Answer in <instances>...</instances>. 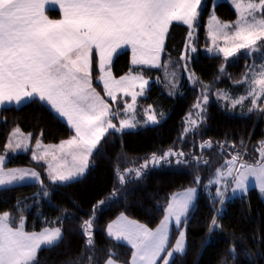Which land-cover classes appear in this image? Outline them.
Returning a JSON list of instances; mask_svg holds the SVG:
<instances>
[{"label": "snow or ice", "instance_id": "1", "mask_svg": "<svg viewBox=\"0 0 264 264\" xmlns=\"http://www.w3.org/2000/svg\"><path fill=\"white\" fill-rule=\"evenodd\" d=\"M237 12L234 22H221L214 14L210 17L209 36L213 47L208 52L222 54L224 60L243 54L249 58L259 57L258 68L253 63L243 78L237 83L246 84V96L232 100L233 107L244 99L251 98L252 111L258 108V101L264 98V0H232ZM57 5L61 18L50 19L46 15L47 5ZM202 0H0V106L16 105L39 101L50 105L59 117L65 118L75 135L62 141L56 148L66 156H71V166L53 168L49 165V179L53 183H70L83 175L89 167L90 157L100 149V142L110 130L123 132L133 129L139 123L135 116L120 119L119 126L113 123L118 112H113L95 88L92 87L91 69L93 54L98 56L99 68L104 75V91L113 102L117 100V92L131 95L132 103L125 105V112L132 110L138 95H143L149 81L143 74L112 77L111 70L105 72L113 55L118 49L130 47L132 64L147 67H164L160 57L164 51V43L170 25L180 22L190 29L188 36L200 15ZM224 40V46L217 43ZM188 45H186V48ZM191 51H196L195 47ZM186 59V57H181ZM187 71V64L184 65ZM224 72V67L219 69ZM169 81L172 89L177 87L176 74L171 73ZM193 83L202 85V100L198 98L193 105L197 119L190 112L185 123L184 132L194 131L203 121L201 115L206 111L210 85L203 84L195 73L189 74ZM219 79V77H217ZM138 86L139 92H129L130 88ZM173 92H169L172 95ZM218 98L231 99L223 91L217 92ZM145 110V124L159 123L154 111ZM264 112V108H259ZM164 113H160L162 118ZM31 133L25 135L17 127L11 132L6 150L15 152L18 149L27 150ZM36 148H41L39 138L35 141ZM241 141V147H243ZM203 152L212 147V141H204L200 145ZM219 147L224 149L225 145ZM233 149L236 145H230ZM260 159L248 163L239 150L231 154V159L216 169L215 178L209 184L220 185L226 178H231L233 193H244L248 190L250 179L264 193V141L261 142ZM49 152L41 155L33 152L34 160H42ZM185 153L169 149L162 155L153 153L139 168L117 170L121 184L126 182V175L134 172L138 178L149 167L159 165L162 161L170 163V157H176L177 164L188 163L183 157ZM55 158V156H53ZM197 168L207 165L209 161L203 156H192ZM27 180L38 182L44 196L49 192L40 178V174L30 169L6 168L5 156L0 155V186L19 184ZM194 183H200V176L194 177ZM196 187H188L181 192L172 194L165 206L164 216L160 225L149 229L144 225L129 221L121 214L118 220L107 226V233L116 242H125L131 246L129 261L120 262L115 257L117 253L109 249L107 259L103 264H175L174 257L186 251L185 232L179 231L174 244H170L169 230L174 224L177 230L187 224L188 214L196 198ZM115 195V193H113ZM219 203H224V191L216 189ZM19 203V202H18ZM101 205L104 201L99 202ZM94 207L93 213L97 210ZM19 219L10 212L0 213V264H40L38 253L50 251L63 240L60 227H45L39 232L26 231L22 209ZM220 210H217L219 214ZM94 216L81 225L83 234L87 237L86 249L88 264H99L94 257V241L92 238ZM220 227L216 217H213L209 232ZM230 253L235 256L233 246ZM72 264H83L82 258H77Z\"/></svg>", "mask_w": 264, "mask_h": 264}, {"label": "trees", "instance_id": "2", "mask_svg": "<svg viewBox=\"0 0 264 264\" xmlns=\"http://www.w3.org/2000/svg\"><path fill=\"white\" fill-rule=\"evenodd\" d=\"M215 0H208L200 14L197 32L192 44L196 51L190 54L187 63V76L181 65L189 39L186 26L172 24L165 38L162 64L167 68L158 70L136 69L151 81L144 98L139 100L138 114L151 106L156 112L159 123L134 132H110L101 140L99 151L90 157L85 176L66 184L50 183L45 175V167L34 163L29 154L11 157L6 168L27 167L36 170L49 192L41 198L40 184H27L0 189V213H12L17 221L22 209L25 230L39 232L45 227H60L63 232L62 242L52 250L40 251V264H72L82 258L88 264L86 249L87 237L81 225L94 216L92 238L94 257L99 264L107 259L109 249L118 255L120 262L129 261L132 250L124 244L111 240L107 235V226L123 214L128 220L155 230L164 216V206L168 198L188 187H196V199L190 209L187 224L181 225L185 232L186 251L174 257L175 264H264V198L255 189L240 198L224 201L220 207L216 196V186L209 184L215 178L216 169L231 159L237 150L243 153V159L253 163L260 159L255 148L264 141V107L260 100L258 108L249 111V103L243 106L229 105L228 101L217 97L218 91L226 92L231 100L246 92L243 84L237 83L252 65L251 58L243 54L224 60L222 56H206L202 48L208 46L206 21L210 11L224 23L237 19L235 10L226 2L213 5ZM51 19H59L58 11L46 12ZM224 67V72L219 69ZM93 87L103 95L96 83L98 73L95 60L92 62ZM112 74L115 78L125 76L131 70L130 53H120L112 62ZM175 72L177 87L172 89L167 77ZM195 73L205 85H210L209 99L201 115L203 121L194 131L184 132L188 114L197 119L193 107L198 98L202 100V85L193 83L189 74ZM219 77V79H217ZM156 81H160L157 84ZM173 92L169 95V92ZM123 103H122V102ZM128 99L120 98L115 103L117 118L121 119L124 104ZM160 113H164L160 117ZM116 118V122L118 119ZM32 135L44 145H58L69 139L73 133L52 111L39 101H30L20 107H8L0 110V155L5 152L8 136L14 128ZM212 141V147L201 151V143ZM243 141V147H241ZM224 144V149L219 147ZM236 145L233 149L230 145ZM169 149L184 152L188 163L177 164L176 157H170V163L151 164L140 177L135 173L126 175V182L121 184L117 170L139 168L153 153L162 155ZM203 156L207 165L197 168L192 156ZM254 157V158H253ZM200 176V183H194V177ZM115 193V195H113ZM104 201L101 205L99 202ZM19 202V203H18ZM97 207L93 213L94 207ZM217 210H220L219 216ZM213 217L220 227L209 232ZM178 233L173 231L170 244H174ZM235 246L233 256L230 249Z\"/></svg>", "mask_w": 264, "mask_h": 264}, {"label": "rangeland", "instance_id": "3", "mask_svg": "<svg viewBox=\"0 0 264 264\" xmlns=\"http://www.w3.org/2000/svg\"><path fill=\"white\" fill-rule=\"evenodd\" d=\"M207 1H208V0H202V4H201V8H200V14H201V11L203 10V8L206 6ZM220 2H226V3H228V4H229V5L235 10V7H234V5H233V3H232V0H215V1L213 2V5H216L217 3H220ZM47 9H58V10H59V8H58L57 5H51V4L46 6V10H47ZM235 12H236V10H235ZM213 14H214V12H213V10H211V11H210V14L208 15L207 21H206L205 29H206V33H207V38H208L209 44H208V46L202 48V54H203V55H206V56H222V57H223L222 54H218V53H216L215 51H213V52H211V53L207 51L208 48L213 47L212 39H211L210 36H209L210 17H211ZM236 14H237V12H236ZM214 15H215V14H214ZM60 18H61V17H60ZM60 18H59V19H60ZM199 18H200V15H199V17H198V20H197V22H196V25L194 26V30H192V37L189 38L188 41H187V44H186V45H188V47H187V48L185 47L184 54L182 55V57H186V59H181V62H182L181 65H182L183 67H184L185 63H187V62L189 61V59H190V54H193V53H194L193 51H191V48L194 47V45L192 44V39H193V35L197 32V29H196V28H197V25H198V22H199ZM53 20H57V19H53ZM172 24H179V25L186 26V27L188 28L187 25H184V24H182V23H180V22H175V21H174ZM188 29H189V28H188ZM189 30H190V29H189ZM217 43H218L219 46H221V47L224 46V40H223V39H219V40L217 41ZM124 51H129V53H130V67H131V70H130V71L128 72V74H126V75H129V74H131V75L141 74L140 72H137V71H136V69H138V68H140V67H142V68H146V69H152V70H158V69H161V68H162V67L157 68V67H147V66L133 65V64H132V53H131V49H130V47L125 46L124 48L118 49L117 52L113 55V57H112V61H111V64H110V65H106L105 72L108 70V68H110V70H111V65H112V62H113V60L115 59V57L118 56L120 53H122V52H124ZM161 56H162V53H161ZM232 58H233V57H232ZM93 59L95 60V68H96V71H97V73H98V78L96 79V83H97V84L100 86V88L102 89V91H103V95H102L101 93H99L98 90H97L96 88H95V90H96V92H98V93L100 94V96H101L106 102L109 103V105H110L112 111H113V112H118L115 103L118 101L119 98H120L121 100L128 99V102H127L128 104L132 103V97H131L130 94H129V95H125L123 92H117V93H116V95H117V100H116L115 102H113V101L111 100V98L108 97V96L106 95V93H105V91H104L103 81L100 79V77H101L102 75H104V73H102L101 70H100V68H99L98 56H96L95 52H94V54H93ZM229 59H230V58H229ZM251 60H252L253 63H255V65H256L257 68H258L259 64L261 63L260 58H259V57L251 58ZM160 62H161V64H162L161 57H160ZM253 63H252V65H253ZM92 72H93V70L91 69V79H92ZM184 73H185V75L187 76V73H188V72L185 71V68H184ZM111 74H112V70H111ZM126 75H125V76H126ZM112 77H114L113 74H112ZM114 78H115V77H114ZM144 78L147 79L145 76H144ZM115 79H119V78H115ZM171 79H172V77H167V82L169 83V81H170ZM147 80L149 81V83H148V85L146 86V88H145V90H144V94H143V95H138V96H137L136 103H135V105H134V112H133L132 110H128V112H125V111L123 110V112H121V114L123 115V117H122L121 119L129 118V117H131V116L134 115V116H135V119H136L139 123L137 124V127H136V128H133V129H125L123 132H134V131H136V130H138V129H141V128H144V127H147V126H155V125L158 124V123H157V124H152V123L145 124L144 122L147 120V116L145 115V111L143 112V116H142V117L138 114V109H139V107H138V103H139V100L145 97V95H146L148 89L150 88L151 81H150L149 79H147ZM93 83H94V80L92 79V87H93ZM156 83H157V84H160V81H156ZM169 84H170V83H169ZM243 85H244L245 88H246V92H245L244 95L239 96L238 98L243 97V96H246V94H247V88H248V86H247L246 84H243ZM93 88H94V87H93ZM139 91H140V89H139L138 86L129 89V92H130V93H131V92H139ZM238 98H237V99H238ZM36 100L39 101V99H36ZM224 100H225V101H228V102H229V105H231V106L233 105L232 102H231V101H232L231 99H228V100L224 99ZM233 100H235V99H233ZM261 100L264 101V98H262ZM259 101H260V100H259ZM259 101H258V103H259ZM39 102L42 103V104H44V105H47V104L44 103V102H41V101H39ZM121 102H122V101H121ZM27 103H28V102H27ZM122 103H123V102H122ZM247 103H249V108H252L251 98L244 99L242 103H240V104H236L235 106H243L244 104H247ZM24 104H26V103H24ZM24 104H22V105H24ZM22 105H20V106H22ZM125 105H126V103L124 104V109H125ZM262 105H264V104H262ZM12 106H14V107H16V108H17V107H20V106H16V105H6V106H0V110H1V108H8V107H12ZM47 106L51 109L50 105H47ZM262 108H264V107H262ZM148 109H149V108H148ZM254 109H257V108H254ZM51 111H52V112H53V113H54V114H55V115H56V116H57V117H58V118H59L64 124H66V126L70 129V131L73 133V135H75L74 130L71 129L70 126L68 125L67 120H66L65 118L59 117L58 114H56L53 110H51ZM150 111H154V110L151 108ZM154 112H155V111H154ZM155 113H156V112H155ZM119 114H120V113H118V115H119ZM156 115H157V114H156ZM157 118H158V116H157ZM117 119H118V122H116V121H115L116 119H114V120H113V123H116L117 126H119V120H120V119H119V118H117ZM21 132H22V131H21ZM110 132H114V131L110 130ZM22 133H23V132H22ZM117 133H121V132H117ZM10 134H11V133H10ZM24 134H25V133H24ZM25 135H27V134H25ZM73 135H72V136H73ZM9 136H10V135H9ZM9 136H8V138H9ZM7 141H8V139H7ZM6 144H7V142H6ZM58 145H59V144H58ZM58 145H49V146H58ZM49 146H48V145H44V144L41 142V148L37 149V148H36V145H35V141L33 142L32 139H31V140L29 141V144H28V148H27V150L21 148V149L16 150L15 152H13V151H11V150H6V145H5V152H4V154H3V155L5 156V164L7 163V161L9 160V158H11V157H16V156H18V155L29 154L31 160H32L34 163H36V164H40V165H43V166L45 167V175H46L48 181H49L50 183H53V182L49 179V165H52L53 168H57V167H59V166H61V165H63V166H71V164H72V158H71V156H66L64 153H61V152H60L58 149H56V148H49ZM260 148H261V142L258 143L257 146H256V148H255V152H257L256 155H257L258 157H260V151H259ZM45 150H47V151L49 152V155H47L44 159H42V160H34V159L32 158V157H33V152H34V151H35L36 154L39 156V155H41ZM53 156H55V158H53ZM253 158H254V157H253ZM18 169H30V170H34V169H31V168H27V167H19ZM34 171H36V170H34ZM36 172H37V171H36ZM85 174H86V170H85V172L83 173V175L79 176L77 179L73 180L72 182L82 179V178L85 176ZM226 181H227V183H228V186H227L226 189L224 188V183H223V182H222L220 185H216V184H214V185L216 186V188L219 187V188H221L222 191H224V201H226V200H231V199H234V198H240V197H243V196H245V195L248 193V191L251 190V189H255V190H257V191L259 192L260 196H261L262 198H264V193H261V191L259 190L258 186H256L255 182H254L253 180H251V179H250V181H249L248 190H247L246 192H244V193H240V192L233 193V191H232L233 185L231 184V178H230V177L226 178ZM27 184H39V183H38V182H35V181L27 180V181H25V182H21V183H19V184H14V185H10V186H0V189H4V188H12V187L21 186V185H27ZM53 184H60V183L57 182V183H53ZM65 184H66V183H65ZM43 197H45V196H44L43 194H41V197H38V201H39L41 198H43ZM217 198L220 199L219 197H217ZM195 199H196V198H195ZM194 202H195V201H194ZM193 205H194V204H193ZM220 207H221V204H220ZM220 215H222V214H220ZM173 231H176V232L178 233V235H179V231H181V227H180L179 230H177L176 226L173 224V225L170 227V230H169V237L171 236V233H172ZM182 231H184V230L182 229ZM177 237H178V236H177ZM161 264H162V262H161Z\"/></svg>", "mask_w": 264, "mask_h": 264}, {"label": "crops", "instance_id": "4", "mask_svg": "<svg viewBox=\"0 0 264 264\" xmlns=\"http://www.w3.org/2000/svg\"><path fill=\"white\" fill-rule=\"evenodd\" d=\"M48 11H58L59 12V14H60V17H61V12L58 10V9H47L46 10V12H48ZM51 19V18H50ZM140 68H142V67H140ZM139 69V68H138ZM14 107V106H13ZM2 109V108H1ZM118 218H120V217H118ZM118 218L116 219V220H118ZM115 220V221H116ZM130 221V220H129ZM113 223V222H112ZM137 224V223H136ZM107 235H108V233H107ZM108 237L111 239V240H113V238L112 237H110L109 235H108ZM114 241V240H113ZM116 242V241H115ZM118 243H121V244H124L125 246H127V247H129L130 249H131V246L130 245H127L125 242H118ZM132 250V249H131ZM177 255H180V254H177ZM176 256V255H175Z\"/></svg>", "mask_w": 264, "mask_h": 264}, {"label": "built area", "instance_id": "5", "mask_svg": "<svg viewBox=\"0 0 264 264\" xmlns=\"http://www.w3.org/2000/svg\"><path fill=\"white\" fill-rule=\"evenodd\" d=\"M219 216H221V215L219 214Z\"/></svg>", "mask_w": 264, "mask_h": 264}]
</instances>
